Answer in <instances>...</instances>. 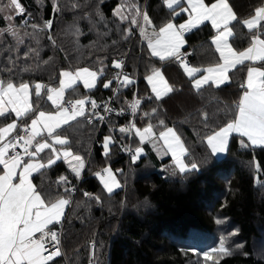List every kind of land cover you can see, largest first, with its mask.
<instances>
[{
	"label": "trees",
	"instance_id": "trees-1",
	"mask_svg": "<svg viewBox=\"0 0 264 264\" xmlns=\"http://www.w3.org/2000/svg\"><path fill=\"white\" fill-rule=\"evenodd\" d=\"M121 1L55 0L59 11H54V0H20L25 14L17 16L12 24L22 36L25 32L32 35L23 36L20 45L6 32L0 37V79L55 87L62 71L83 67L98 71L107 66L93 90L84 92L78 85L76 94H71L76 95L71 99L90 95L103 100L112 93V88H103V83L115 76L112 61L125 57L122 72L135 81L120 87L113 99V106L126 114L92 123L81 118L62 131L71 142V150L84 157L86 168L80 178L63 161L46 170L44 176L37 173L33 177L37 190L49 198L57 192L68 195L59 186L54 187L60 176H67L69 186L74 188L63 218L62 255L53 264H199L202 254L198 262L194 254L199 250L186 247L185 242L204 248L222 239L230 254L218 255L220 264H264V243H260L264 242V148L243 149L241 137L233 135L226 155L217 158L204 141L206 135L234 118L246 68L229 72L230 80L222 86L205 85L197 92L179 61H160L150 55L138 27L124 39L128 22L120 23L113 15ZM132 2L140 9L144 7L141 11L147 12L157 29L172 19L162 0ZM228 2L239 20L264 6V0ZM3 17L0 13V29L10 23ZM183 17H176L175 22ZM25 18L29 25L38 24L43 30L34 32L30 26H22ZM48 20L52 21L50 30L44 28ZM236 26L232 44L243 50L250 45L251 34L239 23ZM212 35L207 23L186 33L188 66L205 68L216 63ZM153 69H160L174 89L160 100L155 99L145 79ZM135 99L142 103L133 116L130 105ZM39 105L41 110L53 109L46 97ZM153 109L156 111L151 115ZM205 112L207 121L202 119ZM161 120L181 137L188 151L184 158L189 163L197 162L199 171L178 173L170 167L169 158L159 159L147 143L141 146L144 155L140 160L131 162V153L124 149H135L139 140L118 129L133 122L138 128L151 123L158 134L164 130ZM105 136L116 140L107 156ZM254 161L260 164L259 172ZM108 162L114 170H121L117 172L121 188L112 194L102 189L95 175ZM85 192L93 198L85 197ZM217 219L225 224L221 229Z\"/></svg>",
	"mask_w": 264,
	"mask_h": 264
},
{
	"label": "snow or ice",
	"instance_id": "snow-or-ice-1",
	"mask_svg": "<svg viewBox=\"0 0 264 264\" xmlns=\"http://www.w3.org/2000/svg\"><path fill=\"white\" fill-rule=\"evenodd\" d=\"M162 4L172 19L157 29L147 12H141L132 0H124V3L113 12L121 23L130 24V27L125 29L124 39L127 40L133 34L132 29L138 27L150 55L160 61H179L197 92L205 85L219 87L230 80L229 72L245 67L246 78L240 85L243 91L236 104L234 118L206 135L204 141L212 156L227 152L232 133L241 137L240 146L243 149L264 148V6L257 7L250 18L239 20L228 0H214L212 3H207L206 0H162ZM53 10L59 11L55 0ZM5 12L7 14L3 19L11 22L17 16H24L25 8L20 0H0V13ZM181 15H186L187 19L182 23H176V17ZM21 23L22 26H30L34 32L43 30L38 24L29 25L27 18ZM206 23L215 30L216 34L212 37L211 44L215 53H218V59L215 64L204 69L190 67L184 60L190 53L181 52L186 44L185 33ZM237 23L251 34L250 46L244 50H237L230 42L236 35L234 27ZM51 27L52 21H45L44 28L50 30ZM5 32L17 45L24 43L23 36L32 35L25 32L22 36L20 29L12 23H9L6 29H0V37H3ZM49 39L52 37L49 36ZM24 58H28L27 54ZM256 64H260V67H256ZM105 67L107 66L101 67L98 71L87 67L79 68L75 72L62 71L58 87L40 82L34 85L27 82L17 84L11 79H0V264H53L62 255L60 231L53 226L62 225L65 209L71 204L69 196L74 188L69 186L71 182L67 176H60L55 183L68 195L57 192L55 198H49L37 190L32 176L34 173L44 176L46 170L62 160L76 178L81 177L85 168L84 157L71 150V142L63 136L62 131L80 118L92 123L94 119L104 121L105 116L96 111L101 106L95 100L88 98L65 100V94L68 90L74 92L77 84L81 82L86 90L94 89L97 80L105 75ZM112 67L122 69L123 61H112ZM200 72L205 74L197 77L196 74ZM145 79L151 86L156 100L162 99L164 95L174 90L159 69H153L152 74ZM113 80L118 84V88L113 89L114 92H118L120 87L135 83L131 77L118 71L113 79L103 83V88H112ZM45 97L54 111L40 109L39 101ZM141 103V100L135 99L130 105L133 116ZM103 111L111 113L113 109L104 105ZM155 111L153 109L151 115H154ZM122 112L123 110L116 114L120 115ZM202 119L204 121L209 119L207 112L202 114ZM9 120L11 122H7ZM159 123L164 130L158 134L151 123L140 129L133 122L118 130L129 137L134 134L140 145L150 143L158 153L170 154L180 174L199 171L197 162L187 163L183 159L188 155V151L175 129L165 127L162 120ZM114 143L116 140L113 136L104 137L105 156L109 154L110 145ZM57 145L60 148H57ZM124 150L131 153L133 164L144 155V149L140 146ZM254 166L259 172L260 164L254 161ZM95 175L109 194L121 186L110 167L102 169ZM84 196L93 198L87 192ZM95 199L99 202V197ZM216 223L221 224L223 221L217 219ZM92 247L95 248L94 241ZM214 253L230 254L223 239L220 247L202 253L203 261H213ZM214 264H220V260H215Z\"/></svg>",
	"mask_w": 264,
	"mask_h": 264
},
{
	"label": "rangeland",
	"instance_id": "rangeland-1",
	"mask_svg": "<svg viewBox=\"0 0 264 264\" xmlns=\"http://www.w3.org/2000/svg\"><path fill=\"white\" fill-rule=\"evenodd\" d=\"M122 3H124V1L122 0L121 1V4ZM121 4H119V6L121 5ZM118 6V7H119ZM144 8V7H143ZM142 8V9H143ZM141 9V10H142ZM142 12V11H141ZM3 15H5V14H7L6 12L5 13H2ZM116 18V17H115ZM118 20V19H117ZM119 21V20H118ZM13 21H11L10 23H12ZM120 22V21H119ZM121 23V22H120ZM127 25V28L128 27H130V24L129 23H127L126 24ZM256 67H259V65L258 64H256L255 65ZM79 69V68H78ZM90 69V68H89ZM77 70V69H76ZM92 70V69H91ZM68 71V70H67ZM73 72H75V70H72ZM185 72V71H184ZM186 74V73H185ZM187 75V74H186ZM197 75V77L199 76L198 74H196ZM188 76V75H187ZM82 83V82H81ZM226 83V82H225ZM225 83H222L221 85H223V84H225ZM97 84H98V80H97V83H96V86H97ZM59 86V83H58V85L57 86H55V87H58ZM93 90V89H92ZM142 128V127H141ZM126 149V148H125ZM157 156H158V158H161L163 155H161V153H158V151H157V154H156ZM183 159L185 160V162H187V163H189L184 157H183ZM73 163H75V162H73ZM169 164H170V167L173 169V170H175V171H177L178 173H179V171H178V169H176V167H175V165H174V162H172V161H170L169 162ZM68 166V165H67ZM106 167H110L111 169H112V171H113V173H115L116 174V178L118 179V176H117V172L118 171H116V170H114L112 167H111V165H110V163L108 162L106 165H105V167L104 168H106ZM85 168H86V164H85ZM84 168V169H85ZM84 169H83V171H84ZM100 172V171H99ZM81 175H82V173H81ZM96 178H97V180L99 181V185L102 187V189L106 192V193H108L105 189H104V187H103V185H102V183L100 182V179L96 176ZM119 180V179H118ZM120 182V181H119ZM120 185H121V183H120ZM121 188V186L119 187V188H115L114 190H113V192L112 193H114L115 191H117L118 189H120ZM111 193V194H112ZM109 194V193H108ZM221 225L222 226H220V228L219 229H221L225 224H224V222L223 223H221ZM220 242L221 241H219V242H214L212 245H210L209 247H197L195 244H192V242H185L186 243V247H190V248H197V250H199V252H197L196 254H194V259H197V261L199 262V258H200V254H202V253H204V252H207V251H209V250H211L212 248H218V247H220ZM260 243L261 244H263L264 242L263 241H260ZM218 255H220V254H217V253H214L213 254V256H214V260L213 261H209V262H205V261H203L202 260V262L201 263H199V264H214V262H215V260L216 259H218L219 258V256ZM202 257V256H201Z\"/></svg>",
	"mask_w": 264,
	"mask_h": 264
},
{
	"label": "crops",
	"instance_id": "crops-1",
	"mask_svg": "<svg viewBox=\"0 0 264 264\" xmlns=\"http://www.w3.org/2000/svg\"><path fill=\"white\" fill-rule=\"evenodd\" d=\"M212 2H214V1H212ZM212 2H210V3H212ZM231 6V5H230ZM260 7V6H259ZM254 14V12L250 15V16H248V17H246V18H244V19H247V18H250L252 15ZM184 17H183V19L182 20H180L179 22H176V23H182V22H184V20H186L187 19V17H186V15H183ZM241 20V19H240ZM243 20V19H242ZM207 24H209V23H207ZM238 24V23H237ZM237 24H235V27H234V31L236 32V28H237ZM210 25V24H209ZM211 26V25H210ZM242 25L241 24H239V27H241ZM243 27V26H242ZM212 28V27H211ZM195 30V29H194ZM247 30V29H246ZM193 31V30H192ZM192 31H190V32H187V33H191ZM248 31V30H247ZM216 33H215V30L213 29V35L211 36V38L210 39H212V37L215 35ZM186 35V34H185ZM185 37V36H184ZM211 41V40H210ZM230 42L232 43V39L230 40ZM147 44V43H146ZM211 46H212V48H214V46L211 44ZM250 46V45H249ZM184 47H185V45H184ZM184 47H182V49H181V51L182 50H184ZM234 48H235V46H233ZM248 47V46H247ZM247 47H245V48H243V50L244 49H246ZM237 49V48H236ZM238 50V49H237ZM242 50V49H241ZM216 55L218 56V53H216ZM154 58H156V57H154ZM210 66V65H209ZM196 67H198V68H201V66H196ZM206 67H208V66H205V68ZM201 69H204V67H202ZM160 70V69H159ZM162 72V71H161ZM152 73H150L149 75H151ZM163 74V73H162ZM199 76H202V75H204L205 73L204 72H200V73H197ZM229 75V74H228ZM164 76V75H163ZM164 78H165V76H164ZM246 78V77H245ZM166 79V78H165ZM146 82H147V80H146ZM168 82V81H167ZM227 83V82H226ZM225 83V84H226ZM147 84H148V82H147ZM169 84V83H168ZM78 85H80L81 86V88L84 90V92H88V91H90V90H86L84 87H83V84L82 83H78L77 84V86ZM224 85V84H223ZM147 86H149V88H150V90H151V86L148 84ZM220 86H222V85H220ZM70 91V92H69ZM69 92V93H68ZM151 92H152V90H151ZM68 93V94H67ZM71 94H76L75 93V91L73 92L72 90H68L67 92H66V94H65V96H67L68 95V97L71 99V98H74V97H72V95ZM168 94V93H167ZM166 94V95H167ZM154 95V94H153ZM166 95H164V96H166ZM163 96V97H164ZM78 97V96H77ZM51 104V103H50ZM50 111H54V109H52V110H50ZM81 119V118H80ZM73 122H75V121H73ZM72 122V123H73ZM145 127V126H144ZM144 127H142V128H140V129H143ZM62 134H63V136H65V137H67L66 135H64V133L62 132ZM233 135H236V136H239L238 134H236V133H232L231 135H230V137H229V141H230V139L232 138V136ZM240 137V136H239ZM68 138V137H67ZM162 143V142H161ZM146 144V143H145ZM145 144H143V145H145ZM147 145H148V147L151 149V151L152 152H154L155 154L154 155H156L157 154V151L156 150H154L153 149V147H152V145L150 144V143H147ZM229 145V144H228ZM139 146L141 147L142 145H140L139 144ZM57 148H60V146L59 145H57L56 146ZM226 153L227 152H225V153H223V154H218L217 156H215V157H217V158H220V157H223V156H225L226 155ZM161 155H163L161 158H159V159H163V158H169L170 159V161H172L173 162V160H172V157H171V155L170 154H168V155H164L163 153H161ZM157 156V155H156ZM158 157V156H157ZM62 161V160H61ZM66 164V163H65ZM67 165V164H66ZM35 174H37V173H34L33 174V176H32V180H33V177L35 176ZM33 183H34V180H33ZM54 187H58V185L57 186H54ZM56 190V189H55ZM53 198H55V195H53ZM67 208V207H66Z\"/></svg>",
	"mask_w": 264,
	"mask_h": 264
},
{
	"label": "built area",
	"instance_id": "built-area-1",
	"mask_svg": "<svg viewBox=\"0 0 264 264\" xmlns=\"http://www.w3.org/2000/svg\"><path fill=\"white\" fill-rule=\"evenodd\" d=\"M182 53H189V51H183ZM116 60L123 61V68H122V69H115V73L118 72V71H122V70L125 68V63H126V59H125V57H121V58H118V59H116ZM184 60H185V62H186L187 65H188V64H189L188 56H185V57H184ZM116 88H118V84H117V82L114 80V85H113V87H112V89H111V92H112V93H111V95H110L109 97H107L106 99H103V100H95V99H93V97H89V96L86 97V98H88V99L95 100V101L97 102V104L101 106V107L98 108L96 111L99 112L101 115H104V116H105V119L111 117L112 115H117L116 113H117V112H120V111L122 110V109H116V108L113 106V99H114V97H116V95H117V92H114L113 89H116ZM65 100H69V99H67V98L65 97ZM104 105H107V106L111 107V108L113 109V111H112L111 113L104 112V111H103V106H104ZM126 113H127V112H126L125 110H123L122 114H120V115L122 116V115H124V114H126ZM120 115H118V116H120ZM86 121H87V120H86ZM93 121H99V120H95V119H94ZM21 134H23V133H21ZM53 227L59 229V231H60V236H61V241H62L63 222H62V225H55V226H53ZM37 235H39V234H37ZM61 249H62V242H61Z\"/></svg>",
	"mask_w": 264,
	"mask_h": 264
}]
</instances>
